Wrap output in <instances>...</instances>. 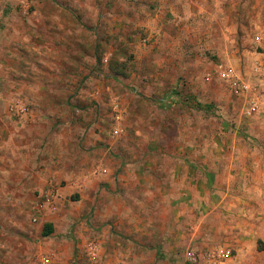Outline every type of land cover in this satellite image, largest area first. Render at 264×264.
<instances>
[{"label":"rangeland","instance_id":"rangeland-1","mask_svg":"<svg viewBox=\"0 0 264 264\" xmlns=\"http://www.w3.org/2000/svg\"><path fill=\"white\" fill-rule=\"evenodd\" d=\"M223 66L252 92L235 94ZM260 108L264 0H0V264H184L172 198H148V173L160 195L153 179L168 189L172 171L202 170L205 152L220 173L237 155L263 159ZM79 143H99L111 186ZM65 162L90 172L84 192L49 189L66 184Z\"/></svg>","mask_w":264,"mask_h":264},{"label":"crops","instance_id":"crops-1","mask_svg":"<svg viewBox=\"0 0 264 264\" xmlns=\"http://www.w3.org/2000/svg\"><path fill=\"white\" fill-rule=\"evenodd\" d=\"M255 58L257 59L258 57L256 56ZM257 60L260 61L259 58ZM10 109L13 111L14 108L11 107ZM263 110L260 108L259 114L256 115V117H261V121L264 118ZM8 115L6 112L5 117H8ZM16 122L19 121L13 120L10 123L15 127ZM18 127L16 126V128ZM4 143L8 144L9 141ZM12 143L14 146L12 148H16L19 154V149L27 145L21 144L15 139ZM63 144L58 143L57 148L60 149ZM96 144L99 143H79V145L83 146L80 149L81 155L79 154V157L86 153L90 154V157H92L91 164L93 166L97 164L93 168L96 171L93 172V175L95 173L99 180L107 182L111 186L114 181L111 168L103 163L102 158L97 156L100 152L98 151L99 148L94 147ZM210 144L190 143V148L192 145L207 148ZM90 146H93V148ZM70 147H73V145ZM83 149H86L87 152L85 153ZM91 152L93 155H91ZM211 153L212 151L209 152V154ZM69 154L58 152L57 156H60L62 160V158H68ZM210 158L211 156H208L207 152H205L204 156L199 159L198 165L202 170L197 168L184 173L172 171L170 174L172 182L168 189L167 186L169 184L165 183V178L153 179L156 183V187L153 188L156 191L162 189L160 195L157 192L155 194L151 190L152 187H149L152 183L151 178L153 175L148 173V176H150V179L149 177L146 179V183H148V189L146 188V190L149 192L148 198L152 199L156 195L161 197V192L167 191L163 196L172 198L168 203H173L172 224L175 229L173 236L175 238L186 237L184 240L185 248L195 247L200 249L205 246L222 245L232 251V257L228 261L229 263L227 262L228 264H243L244 260L255 258L260 253L264 255V248L260 251L256 249L257 238H261L262 242H264V158L237 155L235 157L237 169L234 173L214 171L212 163L208 162ZM60 159L57 158L55 163L50 161L52 163L47 164L56 167ZM82 160L81 158L80 161ZM71 161L69 160L68 162L70 163ZM68 162L64 163L65 170H67L65 172L66 184L63 187L52 185L49 188L51 191L57 189L58 191L56 190V192H59L61 196L71 192H84L91 177L89 171L82 169L81 171L76 170L75 173L71 170L69 173ZM193 164L196 167V161ZM50 167L46 166L45 170L51 171ZM128 173H132L134 182H139L140 176L138 172L131 170ZM221 179L224 180L223 186L219 184ZM235 183L236 185H234ZM97 184L95 187H98ZM166 200L163 199L161 202L166 203Z\"/></svg>","mask_w":264,"mask_h":264},{"label":"built area","instance_id":"built-area-1","mask_svg":"<svg viewBox=\"0 0 264 264\" xmlns=\"http://www.w3.org/2000/svg\"><path fill=\"white\" fill-rule=\"evenodd\" d=\"M256 40H259V37H255ZM218 77L227 82L235 94L252 92L249 84L242 80L234 71V68L231 66H223L218 69ZM257 107L256 100H252L249 104V107L246 108L245 114L251 115ZM18 111L21 113L24 111L23 107H18ZM87 252L95 256L97 251V244L88 243L86 245ZM232 257V251L230 248L216 245L209 247L204 250H199L195 247H187L183 251V260L184 264H226Z\"/></svg>","mask_w":264,"mask_h":264},{"label":"trees","instance_id":"trees-1","mask_svg":"<svg viewBox=\"0 0 264 264\" xmlns=\"http://www.w3.org/2000/svg\"><path fill=\"white\" fill-rule=\"evenodd\" d=\"M52 232V225L51 223H45L42 227L41 234L42 236H48Z\"/></svg>","mask_w":264,"mask_h":264}]
</instances>
